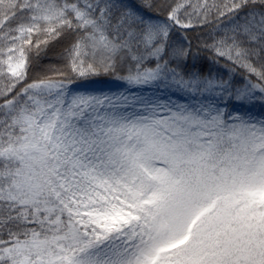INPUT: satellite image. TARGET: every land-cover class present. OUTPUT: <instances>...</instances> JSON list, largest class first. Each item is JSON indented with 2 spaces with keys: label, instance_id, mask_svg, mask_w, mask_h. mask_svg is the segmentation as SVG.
<instances>
[{
  "label": "snow or ice",
  "instance_id": "snow-or-ice-1",
  "mask_svg": "<svg viewBox=\"0 0 264 264\" xmlns=\"http://www.w3.org/2000/svg\"><path fill=\"white\" fill-rule=\"evenodd\" d=\"M0 264H264V0H0Z\"/></svg>",
  "mask_w": 264,
  "mask_h": 264
}]
</instances>
